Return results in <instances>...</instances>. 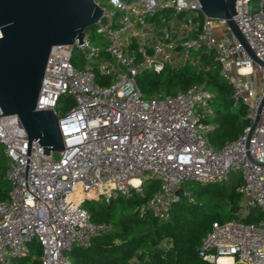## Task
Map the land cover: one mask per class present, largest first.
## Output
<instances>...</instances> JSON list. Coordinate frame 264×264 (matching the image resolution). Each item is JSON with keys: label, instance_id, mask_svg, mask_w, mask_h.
Here are the masks:
<instances>
[{"label": "built area", "instance_id": "2783aa9c", "mask_svg": "<svg viewBox=\"0 0 264 264\" xmlns=\"http://www.w3.org/2000/svg\"><path fill=\"white\" fill-rule=\"evenodd\" d=\"M95 1L103 9L97 30L107 44L93 43L85 31L83 44L75 39L54 46L37 101V109H53L58 117L60 157L43 154L19 116L0 106V145L11 185L0 200V264L28 257L33 242L42 249L40 264H73L68 252L90 246L108 229L91 219L84 202L145 197L144 183L153 179L159 188L139 209L162 220L176 202L194 200L185 184L226 182L234 172L241 176L243 211L264 212V66L225 20L204 14L199 0ZM236 11L246 41L264 60V0H236ZM77 47L84 50L82 67L73 61ZM202 54L219 64L234 104L247 107L251 124L257 120L251 136L248 126L221 148L207 138L212 125L205 115L214 91L194 83L172 94L146 95L137 83L147 70L208 67ZM63 95L75 102L59 114ZM198 254L212 264H264V218L257 224L214 221Z\"/></svg>", "mask_w": 264, "mask_h": 264}, {"label": "trees", "instance_id": "16d2710c", "mask_svg": "<svg viewBox=\"0 0 264 264\" xmlns=\"http://www.w3.org/2000/svg\"><path fill=\"white\" fill-rule=\"evenodd\" d=\"M207 66L185 64L162 72L145 71L137 83L146 95L163 91L167 94L185 89L194 83L203 84L216 93L205 121L211 123L208 142L221 148L227 141L237 139L251 125L244 104L235 105L233 88L220 74V66L211 55L202 54ZM78 67L80 62L75 60ZM104 83V81H101ZM63 97L59 99L61 101ZM71 102V97L66 99ZM238 106L232 110V106ZM7 156H0V200L7 198L11 189L6 178ZM241 181L233 173L228 181L196 184L191 188L193 201L182 199L173 204L171 217L162 220L150 210L142 213L139 207L158 188L156 179L145 181V197L138 194L119 196L109 204L85 206L94 222H104L108 229L94 236L88 247L74 246L68 253L73 264H212L199 256L202 238L212 229L213 222L239 219L246 223H259L264 212L258 207L243 211L241 194L237 186ZM92 200H86V202ZM244 213V214H243ZM31 255L18 258L13 264H40L42 249L33 242Z\"/></svg>", "mask_w": 264, "mask_h": 264}, {"label": "water", "instance_id": "95a60500", "mask_svg": "<svg viewBox=\"0 0 264 264\" xmlns=\"http://www.w3.org/2000/svg\"><path fill=\"white\" fill-rule=\"evenodd\" d=\"M199 1L204 14L225 20L249 55L264 66L236 23V0ZM102 13L95 0H0V106L4 114L19 116L29 139L43 145V154L64 150L54 110L37 109L52 48L75 39L83 44L85 31ZM256 124L250 125L249 136Z\"/></svg>", "mask_w": 264, "mask_h": 264}, {"label": "rangeland", "instance_id": "374dc122", "mask_svg": "<svg viewBox=\"0 0 264 264\" xmlns=\"http://www.w3.org/2000/svg\"><path fill=\"white\" fill-rule=\"evenodd\" d=\"M224 28H226V31H227V27L224 26ZM86 33L90 36V39L93 43L95 44H100V45H103L105 46L107 44L105 38L103 37V34L99 33L98 30H97V24L89 27L87 30H86ZM105 40V42L103 41ZM104 42V43H103ZM83 54H84V50L83 49H80V48H75V60L77 62H80L83 66V62L84 59H83ZM255 68L257 69V65L255 66ZM259 72L257 73V76H258ZM259 77V76H258ZM257 77V85L260 84V79H258ZM63 98L61 99V101L58 103V113L61 114V113H64L66 112L69 108H71L73 105H74V99L72 96H69V95H63L62 96ZM71 97V102H67L66 99ZM238 106H232V110H234L235 108H237ZM210 110V109H209ZM209 112V111H208ZM4 148L2 145H0V156L4 153ZM53 157L54 158H59L60 157V153L59 152H54L53 154ZM233 174V173H232ZM231 174V175H232ZM198 183L196 182H189L188 184H185V188L191 190V188L196 185ZM99 202L101 201H96V200H92V201H88L86 202V204H84V207L85 206H91V205H94V206H98ZM248 208H244V211H246ZM244 214V213H243Z\"/></svg>", "mask_w": 264, "mask_h": 264}, {"label": "bare ground", "instance_id": "6f19581e", "mask_svg": "<svg viewBox=\"0 0 264 264\" xmlns=\"http://www.w3.org/2000/svg\"><path fill=\"white\" fill-rule=\"evenodd\" d=\"M221 260H224V258H222Z\"/></svg>", "mask_w": 264, "mask_h": 264}]
</instances>
